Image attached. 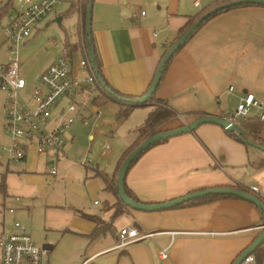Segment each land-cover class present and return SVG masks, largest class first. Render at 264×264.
<instances>
[{
    "label": "crops",
    "instance_id": "obj_1",
    "mask_svg": "<svg viewBox=\"0 0 264 264\" xmlns=\"http://www.w3.org/2000/svg\"><path fill=\"white\" fill-rule=\"evenodd\" d=\"M220 1L202 0L196 6L194 0H93V44L104 77L121 94L142 95L164 51L181 35V28ZM3 2L0 0V10ZM65 11H56L53 19H62ZM77 18L78 39H67L64 44L73 49L74 56L84 53L78 44L79 10ZM52 61L53 57L38 71ZM170 61L155 93L167 99L177 114L156 131L208 113L221 115L234 109L239 96L249 91L264 105V6H235L218 13L200 26ZM230 84L233 90L227 89ZM100 92L97 88L93 98ZM60 105L54 107V117L64 106ZM93 106L102 110L100 117L90 108V112L76 115L83 122L91 117L90 138L97 137V131H92L97 121L113 134L114 124L122 126L121 132L116 129L118 136L110 149L94 152L96 162L88 156L90 147L75 158L74 139L82 133L83 124L70 132L68 127L63 152L32 145L24 159L10 161L0 156V181L4 179L0 233L14 229L16 222L25 224L34 241L48 248L49 264H232L261 230L263 215L258 206L232 196L149 211L119 203L118 168L153 105H137L122 119H117L116 99H102L100 104L93 101ZM252 110L250 115L258 112L256 107ZM2 122L1 149L10 138ZM259 135L264 138V121ZM82 157L91 164L82 165ZM261 158L264 151L208 121L191 132L150 145L128 169L125 184L145 202H163L216 185L249 188L258 183L263 194L264 165L257 167L255 162ZM51 167H56L55 175L49 172ZM119 212L130 218L118 222ZM88 215L111 220L114 230L90 239L88 233L96 223ZM127 225L153 234L117 246L119 229ZM165 247L168 255L161 258L158 250Z\"/></svg>",
    "mask_w": 264,
    "mask_h": 264
},
{
    "label": "built area",
    "instance_id": "obj_2",
    "mask_svg": "<svg viewBox=\"0 0 264 264\" xmlns=\"http://www.w3.org/2000/svg\"><path fill=\"white\" fill-rule=\"evenodd\" d=\"M66 0H14L12 8L6 14V23L3 27L5 39V59L0 60V88L5 91V123L4 128L9 133V142L2 150L7 153L10 161L24 159L28 148L36 145L39 150H53L63 152L64 132L75 119L77 113L82 114L78 107L79 98L84 92L97 89L99 81L96 78L89 52L84 46L81 57L75 58L73 52L63 48L62 55L37 75L29 92L24 93L27 85L24 75L21 73V58L19 48L23 42L31 37L32 30L36 28L55 5L62 4ZM202 0H194L196 6L201 5ZM144 10L142 11L143 14ZM87 69L88 73L83 77ZM228 90L234 87L230 84ZM63 97L70 102L62 106L54 117V107L60 105ZM61 106V105H60ZM253 107L258 108L256 115L264 121V105L254 92H246L239 96L236 107L221 114L232 121H237L240 116L250 115ZM95 117H100L102 110L93 106L90 108ZM82 165L91 164V160L83 157ZM56 174V167L49 171ZM249 191L263 195L258 183L251 184ZM13 208L10 209V211ZM261 227V226H260ZM152 232L140 233L134 225L123 226L119 229L117 246H124L134 240L145 238ZM264 245V239L262 241ZM0 264H49V250L44 244L34 241L23 223L16 222L14 229L0 233ZM158 254L166 258L168 249L160 248ZM240 264H264L257 261L254 253L243 258Z\"/></svg>",
    "mask_w": 264,
    "mask_h": 264
},
{
    "label": "water",
    "instance_id": "obj_3",
    "mask_svg": "<svg viewBox=\"0 0 264 264\" xmlns=\"http://www.w3.org/2000/svg\"><path fill=\"white\" fill-rule=\"evenodd\" d=\"M259 3L264 5V0H229L225 1L223 3H220V5L214 6L211 9L205 11L203 15H201L196 21H194L193 24L189 26V28L182 33L180 36H178L174 42H172L169 45V48L164 52L160 59V63L154 73V78L152 80V83L150 86L145 90L144 94L141 96H125L122 94H119L117 92H113L110 87L107 85V83L104 81V79L101 78L98 68L95 64V49L92 45V39H93V33H92V9H93V0H87V13H86V24H85V33L87 35V49L89 52V58L90 63L93 66L96 78L98 79L99 83L102 85V87L105 89V91L110 94L114 99L121 100L123 102L127 103H133V104H144L146 101L154 94L160 79L161 74L164 69V67L167 64V61L175 54V52L184 45L188 39L197 31V29L200 27V24L205 20L206 17L210 16L214 12L219 11L222 8L234 6L235 4L240 3ZM58 21H61L60 17L55 18ZM215 122L220 124L221 126H224L226 129H232L237 132H239L240 127H238L237 123L235 121L229 120L225 117H222L219 114H213L208 113L204 115H200L198 117L193 118L189 122H184L181 125H178L174 128L169 129H162L159 131H156L154 133L149 134L142 142H140L138 145H136L131 152H129L126 156V158L121 163L117 179H116V186H117V192L119 195V198L123 203L131 208H136L139 210H155V209H164L165 207H171V206H177L180 205V203L190 201L195 199L196 197L200 196H207L210 194H230L233 196H236L238 198H245L251 202H253L255 205H257L259 208L263 209L264 211V200L259 197L258 195H255L251 191L244 189V188H238L236 186H210L209 188H203V189H195L194 191L187 192L184 194H180L178 197H174L171 199H166L163 202H145L140 201L135 198H131L125 189L124 182L125 177L128 172V169L132 165L133 161L136 157L139 156L143 151H145L150 145L154 144L155 142L162 140L163 138H167L170 136L177 135L178 133H184V132H191L196 127L203 123ZM247 143L256 146L262 151H264V143L263 142H257L253 141L252 139H247ZM261 230L257 233V236L249 243V245L242 250V252L235 258L232 264H240L243 261V258L253 253L254 250L262 244V241L264 239V219L262 223H260Z\"/></svg>",
    "mask_w": 264,
    "mask_h": 264
},
{
    "label": "rangeland",
    "instance_id": "obj_4",
    "mask_svg": "<svg viewBox=\"0 0 264 264\" xmlns=\"http://www.w3.org/2000/svg\"><path fill=\"white\" fill-rule=\"evenodd\" d=\"M83 2L84 0H66L62 4L55 5L54 8L44 18H42L41 21L37 23L38 28L32 30L31 37L27 41H25L26 43L23 42L21 44L19 48L20 58H21V65H20L21 73L24 75L25 80L27 81V85L24 88V93L27 94L29 92L31 85L33 84L37 75L41 71V70L38 71V69H40L42 64L48 63L52 57L54 60L62 55V51L64 50L63 49L64 44L67 41V39H69L72 42L77 41L79 36L77 11L79 10L80 15L82 16L81 10L83 8V4H84ZM56 11L66 12L64 14V17L61 19V21L53 19L54 18L53 15ZM7 13H5V15L0 18V60H2L1 57L3 55V50L5 49V46L3 45V41L5 39L3 33V27L5 26V23L7 21L6 20ZM79 33L81 34V38L78 44L80 43L81 48L84 49L85 48L84 46H86V40H85L86 34L84 33L83 21ZM80 57L81 54L79 55V53L75 55V58L79 59ZM83 70L85 74L88 73L87 69H83ZM95 87L93 90H88L84 92L83 96L79 98L78 107L81 108L83 110V113L85 114L87 112H90L88 109L91 108V106H93L92 98L94 96L93 94L97 90ZM5 102H6L5 91L0 88V121L1 122L5 121V116H6ZM69 102L70 100L67 97H63L60 101V103L63 105H68ZM252 112L253 110L251 109L250 114ZM75 117H76L75 120L70 123L69 129L67 128L69 132L74 127H79V125L82 124L84 125V127L80 128L82 129V133L81 134L79 133L78 136L74 139L76 145V151L78 152L76 153L75 158L78 159L79 157H81L80 154L84 153V151H86V148L88 149V147H90L91 151H89L88 156L91 160L96 162L94 152L101 149L104 150L110 149V147L114 144V141L118 136V133H116V129H118L119 132H121L122 126L114 124L112 128L115 129V132L113 134L111 132V128L109 127L107 128L106 125H103L101 123L100 125H98L99 121H97L96 125L95 123H93L94 127L92 130V131L94 130L97 131L96 132L97 137L95 139H92L90 138V134H89V131L91 130V126H92L91 117H88L84 122L82 121L81 117L79 116H75ZM2 123H1V127H2ZM118 123L120 124V122ZM1 147L2 146H0V156L6 158L7 153H5L1 149ZM121 213L122 212H119L118 215H116V218ZM127 218L130 217L122 213L117 221L119 222L121 220H125V219L127 220Z\"/></svg>",
    "mask_w": 264,
    "mask_h": 264
},
{
    "label": "trees",
    "instance_id": "obj_5",
    "mask_svg": "<svg viewBox=\"0 0 264 264\" xmlns=\"http://www.w3.org/2000/svg\"><path fill=\"white\" fill-rule=\"evenodd\" d=\"M13 1L14 0H4V2L2 3L1 10H0V18L2 16H4L5 13H7L12 8ZM225 1L226 0H222L217 5H220V3H223ZM83 3L84 4H83V8L81 10V12H82L81 18H82V21H83V27H84V33H85L86 13H87V5H88L87 0H84ZM250 4L264 6L263 4L250 2V3H240V4H235L234 6L225 7V8L220 9L217 12H214L210 16L206 17L205 20L200 24V26H202L207 20H209L210 18H212L213 16L217 15L218 13H220V12H222L224 10H228V9H231V8H235V6L250 5ZM211 8H206V9L200 11L199 13H197L195 16H193L189 20V24L187 26L185 25L184 27L181 28V31H182L181 34L184 33L189 28V26L194 23V21H196L201 15H203V13L205 11H207V10H209ZM86 39H87V35H86L85 40ZM92 45H93V48H94L93 39H92ZM86 47H87V42H86ZM168 48H169V46L167 47V49ZM68 49L71 52H73V49H70V48H68ZM94 49H95V64H96V66L98 68V71H99V74H100L101 78L104 79V81L107 83V85L110 87V89L113 92L119 93L116 89H113V87L109 84L108 80L104 77L103 72H102V69H101V65L99 64V61H98V58H97L96 48H94ZM173 56L167 61V64H166V66L164 67V69L162 71L160 81L162 80V78H163L162 76H163L165 70L167 69L168 64L171 62L170 60L173 58ZM151 83H152V81L150 82V84ZM150 84H149V86H150ZM159 84H160V82H159ZM98 88L100 89L101 92L99 93V95H97V96H95L93 98L94 103L100 104L102 102V99H108V98L114 99L110 94H108L105 91V89L102 87L101 84H99ZM155 92H156V90H155ZM155 92L146 101V103L143 104V105H146V104L153 105V107H152L153 109L146 116V120H145L144 125L141 126V127H139L137 129L139 131V136H138L137 140H135V142L132 143V145L125 151V153H124V159L126 158L127 154L129 152H131L132 149L136 145H138L140 142H142L144 140V138H146L149 134L156 132V129L162 124V122H164L165 120H168L169 118H171V117H173V116H175L177 114V112L175 111V109L172 108V106L170 105L169 101L167 99H165V98H162V97L161 98H158L156 96V93ZM119 94H121V93H119ZM122 95H124V94H122ZM125 96L130 97V96H133V95H125ZM139 96H141V95H139ZM116 101H118V103H119V111L117 112V119H122V118L128 116L131 113L132 108H134L137 105H141V104H133V103L123 102V101L118 100V99H116ZM235 122L237 123L238 127H240V130H239V132H237L235 130H232V129L229 130V129H226L225 128L230 135L236 137L237 139H240V140L244 141L245 143H247V139H252L253 141L255 140L257 142H263L264 143V138L259 135V132L261 130V126H262L263 120H260L256 114H254V115H248V116H240L238 118V120L235 121ZM163 139H166V138H163ZM162 140H159L157 142H160ZM157 142H155V143H157ZM139 156H140V154H139ZM138 157H136L135 160ZM123 160H122V162H123ZM255 162H256V166L257 167H261V166L264 165V158L255 160ZM124 186H125V189H126L127 194L131 198L138 199L135 196L134 193L132 194V192L130 191V189L128 188V186H126L125 182H124ZM238 187L239 188L241 187V188H244V189L249 190L247 187H244V186H241V185L238 186ZM0 188H1V190H4L3 189L4 188V179L3 178L0 181ZM225 196L236 197V196H233V195H230V194H225V195L224 194H210V195H207V196L196 197L193 200L186 201V202H183V203H180V204H195L196 202H202V201L210 200V198H214V197H225ZM119 203H122L123 204L122 201H120ZM259 210H260V212H262L263 219H264V211H263V209L259 208ZM88 217L89 218H92L95 221V223H96L95 228L88 233V236H89L90 239H94V238H96V237L104 234L106 231H113L114 230V228H113L114 225H113V223H112L111 220H106L104 218L102 219V218H99V217H95L93 215H88ZM253 253L256 256L257 261L261 263L264 260V245H263V243L260 244L254 250Z\"/></svg>",
    "mask_w": 264,
    "mask_h": 264
}]
</instances>
